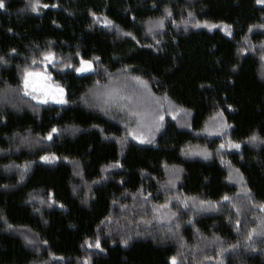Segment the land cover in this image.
Returning a JSON list of instances; mask_svg holds the SVG:
<instances>
[{
	"label": "trees",
	"instance_id": "trees-1",
	"mask_svg": "<svg viewBox=\"0 0 264 264\" xmlns=\"http://www.w3.org/2000/svg\"><path fill=\"white\" fill-rule=\"evenodd\" d=\"M28 4L0 9V264H264V4ZM49 50L64 104L23 94Z\"/></svg>",
	"mask_w": 264,
	"mask_h": 264
},
{
	"label": "snow or ice",
	"instance_id": "snow-or-ice-1",
	"mask_svg": "<svg viewBox=\"0 0 264 264\" xmlns=\"http://www.w3.org/2000/svg\"><path fill=\"white\" fill-rule=\"evenodd\" d=\"M257 4H264V0H256ZM41 6V0H29V4L28 7L30 8L31 11L33 12H37L39 11V8ZM49 5L44 4L43 7L47 8ZM57 5H52V7H56ZM6 7L5 5V0H0V9H4ZM93 16H95V13H92ZM169 15H171V13H169ZM112 24L111 21L107 20V18H105L104 20V25L110 26ZM160 26L162 27V22L160 23ZM199 26V25H197ZM207 26V25H206ZM149 31H151V29H149ZM127 35H131L130 33H128ZM15 49H12V52H15ZM43 57V60L41 61L43 62H47V63H53L54 61H56V55L54 52H52L51 50L44 52L41 54ZM96 60H99V57L95 58ZM0 63L6 64L8 63V61L4 58V57H0ZM33 65H35L37 63V61L35 59H33L32 61ZM47 66V65H45ZM71 66V65H69ZM75 72L77 73H86V72H90L93 71V61L92 60H85L83 58H81L80 60V66L79 67H75ZM51 79L50 75H45L42 72H36V71H29L28 69H25L24 74H23V80H22V84H23V92L25 95L28 96H32L33 99H37L40 100V102L42 103H47L48 102V98L49 96L51 97L52 100H55L57 103H67V100L65 99V89L63 87L60 86H56L55 88H53L51 86V84L48 83V81ZM137 80L139 79L138 77L136 78ZM41 93L42 96H37L35 95V93ZM124 99H130L129 97H124ZM164 117L160 116L159 120H160V124L157 125V129L159 127L162 126V121H163ZM58 130L56 128H52L51 132L48 134V139L51 140L53 138V133H56ZM258 138L256 136H252L249 138V140L251 142L256 141ZM141 143L144 142H151V141H146L144 138H140ZM229 146L230 147H234L236 149H239L241 147V145L239 143H233V142H229ZM221 148L224 147L223 144H221L220 146ZM207 158V157H205ZM55 159H58V157H55L54 155L50 158L49 156H42L41 160L47 161V162H52ZM225 200H228L229 198L227 196L224 197ZM54 202V201H53ZM62 207V205H61ZM262 208H264V205L261 206ZM255 232V230H253V233ZM252 234L249 235V239H251ZM122 243L127 244V241H122ZM89 247H92V245L90 244ZM95 247L96 248H101V241L99 238L96 239L95 242ZM171 264H177V259L176 257H172L171 258Z\"/></svg>",
	"mask_w": 264,
	"mask_h": 264
},
{
	"label": "rangeland",
	"instance_id": "rangeland-1",
	"mask_svg": "<svg viewBox=\"0 0 264 264\" xmlns=\"http://www.w3.org/2000/svg\"><path fill=\"white\" fill-rule=\"evenodd\" d=\"M49 64H51V63H47V62H43V68L42 69H39V70H29V71H36V72H42V73H44L45 75H49L48 74V72H47V67H48V65ZM45 65H47V66H45ZM79 66H80V63H79ZM78 66V67H79ZM93 68H94V66H93ZM81 74V73H80ZM50 77H51V75H50ZM48 83L49 84H51V86L53 87V88H55L56 86H59V85H57V84H55L53 81H52V78L48 81ZM134 87H137V88H140V86L135 82V84L133 85ZM61 87V86H60ZM23 94H24V92H23ZM25 95V94H24ZM35 95H37V96H42V94L41 93H35ZM25 96H27V97H29L31 100H33L35 103H42V102H40V100H37V99H33L32 98V96H28V95H25ZM48 102H50V103H56V104H60V103H57L55 100H52L51 99V97L49 96V98H48ZM129 108L130 107H128V116H127V121H131V119L132 118H134L135 119V121L137 122V124H142L143 125V122H142V117H140V116H138V115H134L133 113H134V111L132 112H130V110H129ZM135 135L137 136V138H147L148 136H149V134L148 133H146V132H142V131H136L135 132ZM200 153V152H199ZM199 153H197V152H195L194 154H199Z\"/></svg>",
	"mask_w": 264,
	"mask_h": 264
}]
</instances>
